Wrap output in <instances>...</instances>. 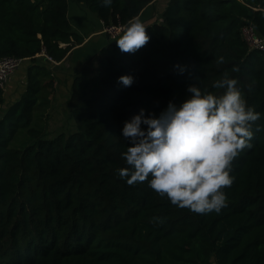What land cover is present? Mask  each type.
I'll return each instance as SVG.
<instances>
[{
  "label": "trees",
  "instance_id": "16d2710c",
  "mask_svg": "<svg viewBox=\"0 0 264 264\" xmlns=\"http://www.w3.org/2000/svg\"><path fill=\"white\" fill-rule=\"evenodd\" d=\"M73 1L107 24L128 22L153 0ZM67 9L68 0H0V57L32 62L16 101L5 106L0 87V264H264V51L241 36L247 22L264 33V0H168L162 20L146 24L144 46L124 52L111 39L83 62L66 102L75 130L51 136L54 77L44 63L81 39ZM224 72L262 114L251 147L232 161L226 206L193 212L147 181L120 178L123 122L141 107L158 114L179 103L194 75L218 93ZM122 73L134 76L131 86Z\"/></svg>",
  "mask_w": 264,
  "mask_h": 264
},
{
  "label": "clouds",
  "instance_id": "9594fccd",
  "mask_svg": "<svg viewBox=\"0 0 264 264\" xmlns=\"http://www.w3.org/2000/svg\"><path fill=\"white\" fill-rule=\"evenodd\" d=\"M110 6L113 0H101ZM150 39L146 25L137 17L128 21L116 43L121 51L135 52ZM221 55L218 62H224ZM183 73L184 65H176ZM234 68L233 71H238ZM125 87L134 76H118ZM186 85V95L169 100L158 114L141 107L123 122L121 134L127 166L116 169L128 184L147 181L159 196L197 213L220 212L227 204L224 191L234 177L231 165L245 148L251 147L253 123L261 112L248 105L236 77L224 72L213 82L218 93L202 88L199 76ZM259 127V126H257Z\"/></svg>",
  "mask_w": 264,
  "mask_h": 264
},
{
  "label": "crops",
  "instance_id": "0c3cea01",
  "mask_svg": "<svg viewBox=\"0 0 264 264\" xmlns=\"http://www.w3.org/2000/svg\"><path fill=\"white\" fill-rule=\"evenodd\" d=\"M154 2L155 0L146 5L148 7L147 10L144 7L134 18L144 19L149 11V6ZM67 17L72 31L81 39L80 41L71 39L70 43L72 45L61 60H45L44 65H46L47 70L54 77L53 92L49 96L51 104L59 101L67 102L72 79L79 71L83 62L105 46L110 40L103 32L105 25L103 20L86 5L68 0ZM149 23L151 22H145L144 24ZM40 59L43 58H38L39 63ZM30 63H32L30 59H23L19 68L8 78L4 88L5 106L16 101L25 90L26 71ZM51 107L49 108L51 109Z\"/></svg>",
  "mask_w": 264,
  "mask_h": 264
},
{
  "label": "built area",
  "instance_id": "2783aa9c",
  "mask_svg": "<svg viewBox=\"0 0 264 264\" xmlns=\"http://www.w3.org/2000/svg\"><path fill=\"white\" fill-rule=\"evenodd\" d=\"M128 22H110L104 25L103 32L107 37L116 39ZM241 36L248 48L264 51V33H259L251 23H245L241 27ZM48 59L51 60L50 57ZM23 58L15 56L0 57V87L5 88L8 78L14 73L22 63Z\"/></svg>",
  "mask_w": 264,
  "mask_h": 264
},
{
  "label": "rangeland",
  "instance_id": "374dc122",
  "mask_svg": "<svg viewBox=\"0 0 264 264\" xmlns=\"http://www.w3.org/2000/svg\"><path fill=\"white\" fill-rule=\"evenodd\" d=\"M167 1L168 0H155V2L149 6L146 17L141 21L145 23L162 20L161 12L166 6ZM147 8L148 7H146L145 10H147ZM45 122L48 134L51 136L60 131L68 132L70 130H75V122L68 117L66 101L52 103V107L49 109V116L45 118Z\"/></svg>",
  "mask_w": 264,
  "mask_h": 264
},
{
  "label": "water",
  "instance_id": "95a60500",
  "mask_svg": "<svg viewBox=\"0 0 264 264\" xmlns=\"http://www.w3.org/2000/svg\"><path fill=\"white\" fill-rule=\"evenodd\" d=\"M38 58H44L45 57V54L44 53H41L39 55H37Z\"/></svg>",
  "mask_w": 264,
  "mask_h": 264
}]
</instances>
